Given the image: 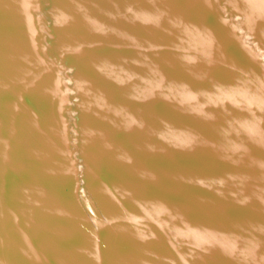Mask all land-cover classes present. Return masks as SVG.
Here are the masks:
<instances>
[{"label":"water","instance_id":"water-1","mask_svg":"<svg viewBox=\"0 0 264 264\" xmlns=\"http://www.w3.org/2000/svg\"><path fill=\"white\" fill-rule=\"evenodd\" d=\"M0 264H264V0H0Z\"/></svg>","mask_w":264,"mask_h":264}]
</instances>
